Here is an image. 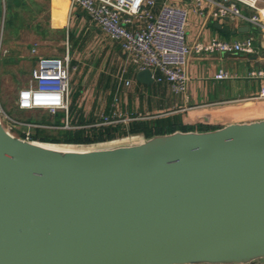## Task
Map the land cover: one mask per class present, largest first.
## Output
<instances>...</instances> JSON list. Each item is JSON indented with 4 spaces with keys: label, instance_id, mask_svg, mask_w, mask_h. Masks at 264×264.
Masks as SVG:
<instances>
[{
    "label": "water",
    "instance_id": "water-1",
    "mask_svg": "<svg viewBox=\"0 0 264 264\" xmlns=\"http://www.w3.org/2000/svg\"><path fill=\"white\" fill-rule=\"evenodd\" d=\"M45 144L0 122V264H264V120Z\"/></svg>",
    "mask_w": 264,
    "mask_h": 264
},
{
    "label": "crops",
    "instance_id": "crops-1",
    "mask_svg": "<svg viewBox=\"0 0 264 264\" xmlns=\"http://www.w3.org/2000/svg\"><path fill=\"white\" fill-rule=\"evenodd\" d=\"M21 1L22 7L16 6L11 12L13 17L21 16V11L25 10L34 17V22L38 20L36 17L43 16V20L38 21L49 24L43 33L48 30L57 32L59 29L57 33L62 38V45H48L42 53L38 52V46H32L30 53L35 61L44 58L41 57L43 55H50L51 58H63L68 55V114L72 105L71 94L76 96L71 119L93 116L97 121L89 125L92 127L98 124L103 116H112L115 113L129 119L125 123H118L125 125L135 120L178 117L180 128L175 131L181 132L211 131L229 124L264 120V80L247 77L250 70L264 68V33L243 19L218 18L214 15L215 8L208 4H204L197 11L193 0H155L152 9L154 14L167 1L187 11L186 42L189 45L196 42L209 43L213 40L234 42L253 38L254 53L248 56L191 53L186 63L187 88L183 93L175 94L166 82L153 80L151 84H145L137 81L138 70L130 56L121 50L118 42L111 40L91 22L81 7L75 6L70 10V0ZM2 4L4 12H8L6 1L2 0ZM239 7L246 15L255 12L242 4ZM144 25V20H137L126 27L136 30ZM45 35H42V39L47 38ZM86 36L95 40L98 54L93 55L92 46L84 49L86 52L78 50L81 40ZM59 47L61 53L57 49ZM88 54L92 55L90 59ZM90 64L93 67H90ZM95 65L98 66L97 69H93ZM219 71H224L226 78L216 79L215 75ZM151 73L155 77L160 75L156 69ZM127 80L129 85H125ZM69 125L75 127L73 129L79 128L70 123ZM62 126H55V129L50 130H67ZM35 129L47 130L32 128L31 131ZM164 134L170 133L159 135Z\"/></svg>",
    "mask_w": 264,
    "mask_h": 264
},
{
    "label": "built area",
    "instance_id": "built-area-1",
    "mask_svg": "<svg viewBox=\"0 0 264 264\" xmlns=\"http://www.w3.org/2000/svg\"><path fill=\"white\" fill-rule=\"evenodd\" d=\"M193 2L197 11L204 4L212 5L215 8L216 17L240 18L264 33V0H193ZM240 4L255 12L250 15L242 13ZM75 6L81 7L91 22L111 40L119 43L121 50L130 56L138 71L158 70L160 75L155 77L152 74L153 79L157 82L168 83L175 94L183 93L187 88L186 63L191 53L246 56L254 53L252 37L234 42L213 40L209 43L187 44V11L168 1L164 2L155 14L152 11L155 0H70V10ZM137 20H144V27L136 30H129L126 27L128 24L136 23ZM29 76L28 85L17 92L16 107L22 111L43 109L52 114L63 111L66 120L62 128L67 130L75 128L71 127L67 120L70 89L68 55L63 58H38ZM247 77L264 80V68L250 70ZM215 78L224 79L226 73L219 71ZM125 85H129L128 80L125 81ZM39 104L52 105L39 106ZM1 112L14 126H23L27 129V132L23 133V139L28 141L31 140L32 128H56L55 126L18 122L10 119L3 111ZM127 121L129 119L122 118L120 114L115 113L112 116H103L101 121L94 126L115 125ZM139 137L127 136L102 143Z\"/></svg>",
    "mask_w": 264,
    "mask_h": 264
},
{
    "label": "rangeland",
    "instance_id": "rangeland-1",
    "mask_svg": "<svg viewBox=\"0 0 264 264\" xmlns=\"http://www.w3.org/2000/svg\"><path fill=\"white\" fill-rule=\"evenodd\" d=\"M5 1L8 10L7 13L4 12L2 0H0V122L9 134L16 138L23 139L19 134L27 132V129L23 126H14L13 123H10V121L5 118L1 111L10 119L18 122H33L45 126H51V124L43 123L42 121H55L62 124L64 120V113L62 111H58L55 116L51 112L43 109L22 111L16 107L15 101L18 90L26 87L30 80V70L35 61L30 53V48L32 46H38V52L42 53L43 50L47 49L46 47L48 45L50 46L53 44L60 46L63 44V41L57 33L59 29H56L57 32L48 30L43 33V30L48 28L49 24L38 21L40 19L43 20L42 15L36 17L38 22H34V17L30 16L25 10L21 11V16L16 15L13 17L11 12L15 10L16 6L22 7L23 3L21 0ZM30 18H32V20H30ZM43 34H46L45 37L47 38L42 39ZM94 41V39L91 40L87 36L83 37L78 50L86 52L87 50L84 49L91 48L92 46V48H94L93 55H95L97 53V46ZM57 49L60 53L62 52L60 47ZM87 56L89 59L92 57V55L89 54ZM41 57L51 58L50 55H43ZM89 66L93 67L91 64ZM97 68L98 66L95 65L93 69ZM74 97L75 96L71 94V99H74ZM46 129L48 132H56V130ZM108 144L95 143L89 145H67L64 147L63 144L47 143L45 146H52L59 149L76 148L75 150H86L88 148H95L99 145L104 146Z\"/></svg>",
    "mask_w": 264,
    "mask_h": 264
},
{
    "label": "trees",
    "instance_id": "trees-1",
    "mask_svg": "<svg viewBox=\"0 0 264 264\" xmlns=\"http://www.w3.org/2000/svg\"><path fill=\"white\" fill-rule=\"evenodd\" d=\"M7 13V11H6ZM75 98L72 99V105L70 106V112L68 114L69 123L75 126H79L76 129L70 130H56V132H48L45 129H35L30 133V139L32 141L51 144H63V145H89L95 143H102L113 141L119 138L127 136L141 135L144 138H149L153 135H159L163 133H171L177 128H180V119L178 117H162L148 120H135L125 124L104 125V126H89L95 124L97 119L93 116L82 117L74 119L70 114L75 108ZM58 112V111H57ZM54 114V116L57 114ZM63 112V111H62ZM64 113V112H63ZM54 118V117H53ZM65 120V113H64ZM64 120L61 123L55 121L43 123L60 126L64 124ZM31 123V122H29ZM33 123V122H32ZM19 136L24 137L23 133Z\"/></svg>",
    "mask_w": 264,
    "mask_h": 264
},
{
    "label": "bare ground",
    "instance_id": "bare-ground-1",
    "mask_svg": "<svg viewBox=\"0 0 264 264\" xmlns=\"http://www.w3.org/2000/svg\"><path fill=\"white\" fill-rule=\"evenodd\" d=\"M52 104H39V106H51ZM76 149V148H74Z\"/></svg>",
    "mask_w": 264,
    "mask_h": 264
}]
</instances>
